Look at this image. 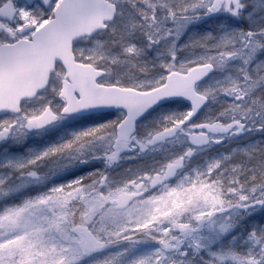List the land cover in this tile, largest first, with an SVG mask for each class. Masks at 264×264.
Masks as SVG:
<instances>
[{
    "label": "snow or ice",
    "instance_id": "6c2138e0",
    "mask_svg": "<svg viewBox=\"0 0 264 264\" xmlns=\"http://www.w3.org/2000/svg\"><path fill=\"white\" fill-rule=\"evenodd\" d=\"M0 264H264V0H0Z\"/></svg>",
    "mask_w": 264,
    "mask_h": 264
}]
</instances>
